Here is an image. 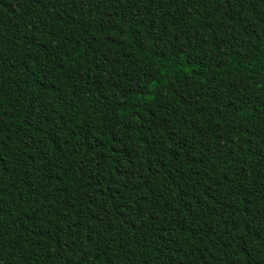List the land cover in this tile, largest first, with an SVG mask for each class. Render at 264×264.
I'll return each instance as SVG.
<instances>
[{
  "label": "trees",
  "instance_id": "16d2710c",
  "mask_svg": "<svg viewBox=\"0 0 264 264\" xmlns=\"http://www.w3.org/2000/svg\"><path fill=\"white\" fill-rule=\"evenodd\" d=\"M0 264H264V0H0Z\"/></svg>",
  "mask_w": 264,
  "mask_h": 264
}]
</instances>
